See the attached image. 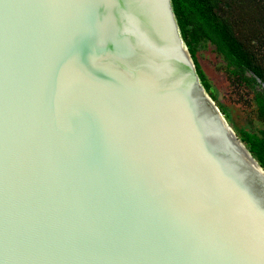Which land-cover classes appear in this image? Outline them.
<instances>
[{
    "label": "water",
    "instance_id": "obj_1",
    "mask_svg": "<svg viewBox=\"0 0 264 264\" xmlns=\"http://www.w3.org/2000/svg\"><path fill=\"white\" fill-rule=\"evenodd\" d=\"M0 264H264V168L172 0H0Z\"/></svg>",
    "mask_w": 264,
    "mask_h": 264
},
{
    "label": "trees",
    "instance_id": "obj_2",
    "mask_svg": "<svg viewBox=\"0 0 264 264\" xmlns=\"http://www.w3.org/2000/svg\"><path fill=\"white\" fill-rule=\"evenodd\" d=\"M172 3L197 71L213 99L217 97L210 90L197 55L202 42L216 46L235 80H261L255 101L257 116L264 121V0H172ZM247 73L253 76L247 77ZM220 109L228 118L227 112ZM236 132L264 168V129L252 132L243 128Z\"/></svg>",
    "mask_w": 264,
    "mask_h": 264
},
{
    "label": "rangeland",
    "instance_id": "obj_3",
    "mask_svg": "<svg viewBox=\"0 0 264 264\" xmlns=\"http://www.w3.org/2000/svg\"><path fill=\"white\" fill-rule=\"evenodd\" d=\"M198 60L210 84V90L216 95L217 105L223 108L232 122L234 130L246 129L258 131L264 129V121L257 114L255 95L260 91L262 82L248 79L235 80L227 69V62L211 42H202L198 46ZM247 77L253 76L247 73ZM209 92V91H208Z\"/></svg>",
    "mask_w": 264,
    "mask_h": 264
},
{
    "label": "flooded vegetation",
    "instance_id": "obj_4",
    "mask_svg": "<svg viewBox=\"0 0 264 264\" xmlns=\"http://www.w3.org/2000/svg\"><path fill=\"white\" fill-rule=\"evenodd\" d=\"M261 81V80H260ZM264 85V84H263Z\"/></svg>",
    "mask_w": 264,
    "mask_h": 264
}]
</instances>
